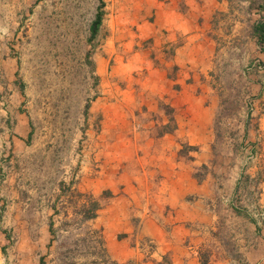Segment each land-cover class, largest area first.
<instances>
[{
    "label": "rangeland",
    "instance_id": "1",
    "mask_svg": "<svg viewBox=\"0 0 264 264\" xmlns=\"http://www.w3.org/2000/svg\"><path fill=\"white\" fill-rule=\"evenodd\" d=\"M102 1L0 0V264H162L143 222L189 178L200 262L264 264V0Z\"/></svg>",
    "mask_w": 264,
    "mask_h": 264
},
{
    "label": "crops",
    "instance_id": "2",
    "mask_svg": "<svg viewBox=\"0 0 264 264\" xmlns=\"http://www.w3.org/2000/svg\"><path fill=\"white\" fill-rule=\"evenodd\" d=\"M175 58H179L177 54ZM170 179L178 181L177 178ZM212 193V186L189 178L187 184H168L164 189L163 204L155 208L154 213L151 211L153 207H148L142 230L155 244L154 253L159 259L166 256L162 264H202V252L221 249L216 238L213 240L215 244H212L216 220V213L210 206ZM157 215L165 225L158 222ZM222 260L218 257L204 264H230L224 257Z\"/></svg>",
    "mask_w": 264,
    "mask_h": 264
},
{
    "label": "trees",
    "instance_id": "3",
    "mask_svg": "<svg viewBox=\"0 0 264 264\" xmlns=\"http://www.w3.org/2000/svg\"><path fill=\"white\" fill-rule=\"evenodd\" d=\"M98 1H99L98 8H101L103 1L102 0H98ZM99 21H100V12H96L95 18L90 24V30L92 34L95 33V30H96L97 24H99ZM253 33L255 34L258 42H261V43L264 42V20H258L253 25ZM85 113H86V108H85ZM86 204H87V208H86V211L83 213V215L85 219H90L95 216L98 206L96 204V201L94 200H90ZM51 225L52 223L50 222L49 223L50 231H52ZM90 240L92 241L93 246H95V248L99 250L101 254V258H103L101 260L104 261L106 258V254H105V248L103 246V242L101 239V235L96 232L94 233L91 232ZM112 264H114V262H112Z\"/></svg>",
    "mask_w": 264,
    "mask_h": 264
}]
</instances>
